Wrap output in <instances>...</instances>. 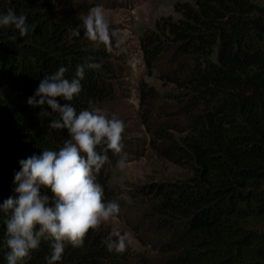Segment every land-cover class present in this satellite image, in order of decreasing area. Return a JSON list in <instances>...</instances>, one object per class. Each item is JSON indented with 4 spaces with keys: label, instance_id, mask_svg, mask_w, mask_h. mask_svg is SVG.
Listing matches in <instances>:
<instances>
[{
    "label": "trees",
    "instance_id": "1",
    "mask_svg": "<svg viewBox=\"0 0 264 264\" xmlns=\"http://www.w3.org/2000/svg\"><path fill=\"white\" fill-rule=\"evenodd\" d=\"M94 1L0 0V13L11 8L35 25L25 37L0 27V203L17 195L21 159L58 150L69 139L66 129L49 127L50 108L27 103L43 76L63 66L71 79L77 65L101 64L86 70L78 96L61 98L77 111L89 101L101 108L123 87L112 43L85 36V12ZM175 11L178 18L164 19L171 40L149 37L145 49L150 63L169 52L170 67L179 66L168 76L185 90L187 123L183 136L163 131L152 146L192 174L141 186L150 197L144 223L162 239L160 257L144 264H264V231L251 222L264 218V0H185ZM102 169L97 180L110 198ZM7 218L0 211V264L9 251ZM50 254V242L42 241L23 264H47ZM57 264H133V255L122 234L100 227L83 246L66 245Z\"/></svg>",
    "mask_w": 264,
    "mask_h": 264
},
{
    "label": "clouds",
    "instance_id": "2",
    "mask_svg": "<svg viewBox=\"0 0 264 264\" xmlns=\"http://www.w3.org/2000/svg\"><path fill=\"white\" fill-rule=\"evenodd\" d=\"M85 36L91 41L111 44L110 27L102 10L96 8L83 20ZM0 27L18 30L20 37L35 30L27 16L17 15L9 9L0 13ZM13 40L16 37H12ZM100 63L79 64L73 78L65 77L67 68L40 79L38 87L27 103L32 107L47 106L51 129H66L69 139L58 150L44 148L39 155L21 159L20 170L15 173L16 196H9L0 203V211L8 214L6 220L7 264H23L40 248L42 241L50 242L51 254L47 264H57L62 259L66 245L83 246L90 230H98L102 224L120 213V205L106 200L104 187L97 176L109 162L107 152H123L124 121L111 116L89 101V107L77 111L70 103L82 90L81 81L87 69L97 70ZM127 166L126 154L117 167ZM51 193V194H49ZM109 250L113 245L109 243ZM124 250L123 240L117 246Z\"/></svg>",
    "mask_w": 264,
    "mask_h": 264
},
{
    "label": "rangeland",
    "instance_id": "3",
    "mask_svg": "<svg viewBox=\"0 0 264 264\" xmlns=\"http://www.w3.org/2000/svg\"><path fill=\"white\" fill-rule=\"evenodd\" d=\"M185 0H96L85 17L96 8L102 10L110 27L112 54L120 58L122 70L119 76L120 90L117 98L101 105L109 116L115 114L126 125L124 149L120 154H108V167H104L111 197L120 205V213L101 227L110 233L124 236L133 255V264L158 259L161 237L144 223L149 208L147 194L141 186L151 182H173L189 177V168L164 159L152 146V141L163 131L175 137L183 136L187 123L183 112L186 94L183 88L171 80V55L166 52L159 60H148L145 41L149 37L170 41L164 19H176L179 14L175 4ZM174 61V60H173ZM127 156V166L120 170L117 162ZM255 229L264 231V218H251ZM144 224H147L144 226Z\"/></svg>",
    "mask_w": 264,
    "mask_h": 264
}]
</instances>
